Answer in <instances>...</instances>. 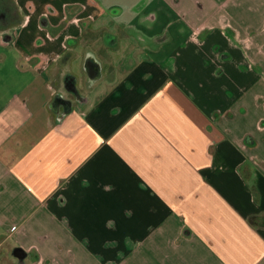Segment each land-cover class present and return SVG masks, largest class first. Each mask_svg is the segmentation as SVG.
Returning a JSON list of instances; mask_svg holds the SVG:
<instances>
[{"label": "crops", "instance_id": "obj_1", "mask_svg": "<svg viewBox=\"0 0 264 264\" xmlns=\"http://www.w3.org/2000/svg\"><path fill=\"white\" fill-rule=\"evenodd\" d=\"M0 264H264V0H0Z\"/></svg>", "mask_w": 264, "mask_h": 264}, {"label": "water", "instance_id": "obj_2", "mask_svg": "<svg viewBox=\"0 0 264 264\" xmlns=\"http://www.w3.org/2000/svg\"><path fill=\"white\" fill-rule=\"evenodd\" d=\"M70 110H71V107H69V109H67V110L65 111V113L70 112ZM17 256H19V257H23L24 254H23V252H22L21 250H18V251H17Z\"/></svg>", "mask_w": 264, "mask_h": 264}, {"label": "rangeland", "instance_id": "obj_3", "mask_svg": "<svg viewBox=\"0 0 264 264\" xmlns=\"http://www.w3.org/2000/svg\"><path fill=\"white\" fill-rule=\"evenodd\" d=\"M260 219L262 220L263 218H260ZM261 220L258 221V220H255V218H252V221H253L255 224H257V225H259V223L261 222Z\"/></svg>", "mask_w": 264, "mask_h": 264}, {"label": "flooded vegetation", "instance_id": "obj_4", "mask_svg": "<svg viewBox=\"0 0 264 264\" xmlns=\"http://www.w3.org/2000/svg\"><path fill=\"white\" fill-rule=\"evenodd\" d=\"M63 104H64V105H63L64 107L68 106V103L65 102V101L63 102Z\"/></svg>", "mask_w": 264, "mask_h": 264}]
</instances>
